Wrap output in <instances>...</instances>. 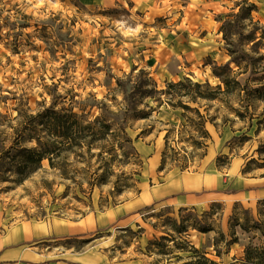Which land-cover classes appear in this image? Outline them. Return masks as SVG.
I'll return each mask as SVG.
<instances>
[{"label":"rangeland","instance_id":"1","mask_svg":"<svg viewBox=\"0 0 264 264\" xmlns=\"http://www.w3.org/2000/svg\"><path fill=\"white\" fill-rule=\"evenodd\" d=\"M242 1L0 0V176H7L0 177V236L24 221L51 226L85 218L88 231L58 242L61 264H182L193 248L217 262L241 263L248 248L264 246V198L219 193L238 191L248 184L245 177L264 174V47L256 44L264 0H248L257 6L252 22L226 39L222 30ZM254 30L258 38L251 40ZM227 63L235 72L224 76L244 89L229 92L215 74V66ZM184 78L206 84V95L217 90L218 97L162 92ZM52 106L72 110L83 122L106 119L114 132L125 126L140 158L132 147L128 158L112 151L115 173L101 184L111 135L108 142L55 151L53 165L44 159L22 183L11 171L1 174L19 133L35 136L28 128L35 125L32 116ZM38 127L46 141V128ZM201 140L206 145L198 147L194 141ZM36 145L29 137L21 146ZM204 150L202 158L189 154L185 168L170 159L160 167L164 152ZM124 175L137 184L114 192ZM159 188L172 199L111 209ZM190 193L195 196L183 202Z\"/></svg>","mask_w":264,"mask_h":264},{"label":"trees","instance_id":"2","mask_svg":"<svg viewBox=\"0 0 264 264\" xmlns=\"http://www.w3.org/2000/svg\"><path fill=\"white\" fill-rule=\"evenodd\" d=\"M241 3H244L243 9L234 14H230L229 17L232 16L231 19L225 20L222 25V30L224 32L225 39L227 38L228 34H233V31L236 30L237 26H243L245 20H249L250 22L253 21V11L256 10L257 6L253 2H249L248 0H243ZM242 7V6H241ZM245 25V24H244ZM234 26L233 28H230ZM249 38L251 40H255L258 37L256 36V30L252 31ZM259 46L264 47V29L261 35V38L258 39L257 43ZM232 56V54H231ZM235 62L240 66L241 62L238 58H233ZM263 59V57H262ZM235 72L234 69H231L229 63L221 66H215L214 72L217 76L222 79V82L226 86V90L229 92L236 91L238 89H244L245 85H242L241 81L237 78L230 79L226 75L228 70ZM264 78V76H263ZM184 79L190 83L187 85L184 82ZM177 83H169L168 88L163 90L162 92L165 94L171 93L172 90L179 89V95H191L193 97H202L208 99H215L219 95L217 90L213 92H209L208 95L204 94L202 88L206 86V84H201L199 82H192L189 78H184ZM259 79V78H257ZM187 89L186 92L183 90ZM221 92V91H219ZM260 97L264 98V87L263 89H259ZM191 93V94H190ZM199 114V113H198ZM242 115V113H240ZM201 118L204 117L203 114H199ZM146 117V116H145ZM82 117L78 116L77 113L73 112L72 110L62 108L61 110H55V108L47 107L43 111H39L36 115L32 116V120L34 121L35 125L32 127H28L31 132H35V136H27L25 132H20L17 136V141L15 145H11V150L8 152V157L10 158V162L3 167L2 173H7L9 171L13 172L16 175V182L22 183L28 177H30L34 172H36L41 166L42 161L44 159H48L50 163L53 165V154L55 151L62 149L65 150H72L78 147L89 146L94 143L95 141L104 140L108 142L109 137L112 135L115 138V143L109 149L111 150L110 158H103L105 159L104 165L106 167L105 173L103 174V178H101V184H107L109 182V175L114 174L113 164L116 160L117 155L113 154L116 149H120L125 154L126 158L131 156L129 154L130 148L132 147V155L134 154L137 159L140 158L138 151L135 149L133 145V140L127 132L125 126H120L121 130L124 132H114L112 130V124L109 123L106 119L103 118H95L94 122H83ZM206 121H201L202 129L201 132H205L204 137H208L207 131L204 129V123ZM37 124V125H36ZM41 124L43 127L46 128L47 132H43L46 138V141L41 140L38 136L37 131L38 125ZM145 129L142 130L144 132ZM148 131V130H147ZM169 132H172L168 129V133L166 135L167 141L169 138ZM32 137L35 138L37 141V145L35 147H22V142L26 141L27 138ZM203 137V135H202ZM203 137V138H204ZM125 139V140H124ZM88 140V142L86 141ZM198 147L206 145L203 140L201 141H194ZM130 144V145H129ZM129 145V146H128ZM5 147V146H4ZM171 151L174 150L173 147H170ZM113 151V152H112ZM118 151V150H117ZM186 156H179L177 153H174V156H169L167 152H164L161 168H165L168 163V160L174 162H181L182 168L188 166V163L191 161V157H200L206 155V150L203 153H195L185 151ZM1 153H6L4 150H1ZM189 154H191L190 158ZM128 162V161H127ZM139 166H141V159L138 161ZM172 164V162H171ZM1 172V170H0ZM137 174L140 175L141 172L136 170ZM2 179L7 176H0ZM6 180V179H4ZM137 178L135 179L133 175H124L121 179H118L115 184L114 192H123L124 190H128L134 187L137 184ZM92 185V184H91ZM93 186V185H92ZM138 192L140 190L138 189ZM117 204V203H116ZM193 254L190 256L188 260L183 262L182 264H225L222 262H217L213 259H210L206 256L205 252L200 251L197 248H193ZM228 264H264V246L260 247H250L246 251V257L244 262H231Z\"/></svg>","mask_w":264,"mask_h":264},{"label":"crops","instance_id":"3","mask_svg":"<svg viewBox=\"0 0 264 264\" xmlns=\"http://www.w3.org/2000/svg\"><path fill=\"white\" fill-rule=\"evenodd\" d=\"M160 158L155 156L154 165H158ZM190 182H192L191 177H187ZM248 183L245 187L239 189L238 191H219L220 194H228L235 196H253L254 198H264V174L254 175L244 178ZM175 178V182H176ZM184 183V182H182ZM203 182L199 183L202 187ZM181 187V186H180ZM187 187V186H186ZM198 188L197 183L193 188ZM194 192V191H192ZM150 196L146 195L143 200L137 201L136 198L132 200L128 199L121 204H115L112 207V211L116 213L119 207H125L129 203L136 202L139 207L142 205H150L155 201L160 199L170 200L172 199L168 190L159 188L158 191L150 192ZM144 195V191H140L138 199ZM190 195V196H189ZM192 195L195 193L188 194L183 202H187ZM147 199V200H145ZM148 203V204H146ZM136 212L129 214L124 218H120L119 221H124L129 217H134ZM85 218L71 221L62 220V222H57V224L48 226L42 222H36L33 224L31 221L21 222L12 228L5 231L0 236V264H61L59 260V255L55 249L58 248V242L60 240L70 239L77 237V235H83L80 233L88 231L91 227L89 224L88 228H83L82 221ZM137 221V218L135 219ZM70 251V249H69ZM55 252L53 255L52 253ZM49 254L50 257L43 258L44 254ZM63 264H70L64 262Z\"/></svg>","mask_w":264,"mask_h":264},{"label":"bare ground","instance_id":"4","mask_svg":"<svg viewBox=\"0 0 264 264\" xmlns=\"http://www.w3.org/2000/svg\"><path fill=\"white\" fill-rule=\"evenodd\" d=\"M90 225H92V223H90Z\"/></svg>","mask_w":264,"mask_h":264}]
</instances>
